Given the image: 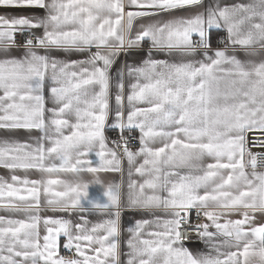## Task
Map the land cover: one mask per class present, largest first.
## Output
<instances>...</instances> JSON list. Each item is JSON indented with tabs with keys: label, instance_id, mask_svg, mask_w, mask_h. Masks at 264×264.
Wrapping results in <instances>:
<instances>
[{
	"label": "snow or ice",
	"instance_id": "6c2138e0",
	"mask_svg": "<svg viewBox=\"0 0 264 264\" xmlns=\"http://www.w3.org/2000/svg\"><path fill=\"white\" fill-rule=\"evenodd\" d=\"M0 7L44 12L0 15V168L12 181L0 178V199L8 198L0 264H121L123 210L155 217L128 229L127 264H251L254 256L264 264V222L254 223L257 213L264 217V172L256 170L264 153L248 147L249 132L264 133V60L229 54L241 48L264 56V0H0ZM213 29L225 33L222 47L213 48ZM17 33L29 35L18 43ZM132 50L146 58L114 69ZM174 53L179 60L154 58ZM77 54L85 58L70 59ZM125 77L134 81L127 93ZM106 127L119 133L113 147ZM20 133L29 139L14 138ZM123 163L122 194L120 184L97 174L122 173ZM29 170L76 178L16 174ZM92 184L101 189L95 196ZM42 209L79 212L83 223ZM85 213L107 219L89 228ZM17 214L24 218H11ZM62 236L69 255L60 254ZM196 239L207 253L184 246Z\"/></svg>",
	"mask_w": 264,
	"mask_h": 264
},
{
	"label": "crops",
	"instance_id": "0c3cea01",
	"mask_svg": "<svg viewBox=\"0 0 264 264\" xmlns=\"http://www.w3.org/2000/svg\"><path fill=\"white\" fill-rule=\"evenodd\" d=\"M209 2H210V0H204V3L206 5L209 4ZM214 2L221 4V5H224V4L231 5L233 3H248L249 0H214ZM43 14H44V12L41 9H13V8L0 7V15H4V16L29 15V16L39 17ZM32 31L37 35L42 34V29H34ZM18 34L19 33H17V35ZM27 34H29V33H24V35H27ZM224 35H225V33L222 31H218L215 29L212 30L211 42H212L213 48L222 47V45L220 46L218 43H219V39L221 37H223ZM194 39H196V37H194ZM132 51H133V54L130 56H126V55L122 54L121 57L119 58L117 64L114 65V69L117 67H122L125 63L132 64V65L139 64L142 62L143 59L146 58L140 54H137V50H132ZM146 51H148V45L147 44H145V46L139 50L140 53H143ZM246 53H247L246 49L238 48L235 53H233L231 51V49H229V54H235L242 61H247V60L251 59V60H255L256 62H260L261 60H264V56L249 57ZM19 54L20 53L18 50L13 51V55H19ZM57 55L59 56V54H57ZM60 58L65 59L66 57L60 56ZM84 58H85L84 56L79 55V54L73 55L70 57V59H74V60L75 59H84ZM154 58L179 60L180 56L176 53H174L172 57H165L163 55L157 54ZM0 59H4V57L0 56ZM112 75H113V77L115 76L114 70L112 72ZM124 82H125V92L127 93L130 91V84L134 81L128 77H125ZM112 92H113V98L110 101V105L112 107H114L115 106V101H114L115 89L114 88H113ZM45 95L47 96V91H46ZM46 107H51V105L47 104ZM109 122H111V118H110ZM115 132H118V131L112 130V129H109L106 127L105 134L108 138V146L109 147H113V145L111 143V135ZM252 132H260V131L254 130ZM249 133H251V132H249ZM133 134L138 136V131L134 132ZM39 135H40V133H38V132H33L31 134L32 137H36ZM5 136H6V133L4 132V130H0V138H4ZM14 138L20 139V140H28L29 135L27 133H20ZM32 143H35V141L32 140ZM89 159L93 160L94 166L96 164H98V162H99V158L96 157L94 154H92L89 157ZM206 162H211V161L209 160ZM122 167L125 169L124 172H122V173H120V172H101L97 175L102 179L108 180L109 182H115V183L120 184L121 185V191L123 194V193H126V191H127L126 185H127V181H128V176H127V171H126V169H127L126 163H123ZM247 171L250 172L251 168H248ZM257 171L258 172H264V170H257ZM16 174L22 178L27 177L28 179H42V180H47L49 178H52V179H63V180L71 181V180L76 178L75 174H73V173H53V174L49 175L47 173H40V172L35 171V170H29L27 172L17 171ZM10 176H11V173L8 170H6L4 168H0V178H3L4 180H7L9 183H11L12 181L10 180ZM80 178L87 180V181H91L94 179L93 175L89 174V173H81ZM132 179L141 180L142 178L133 174ZM56 190H59L58 187L56 188ZM89 191H90V194L95 196V195L99 194L101 189L98 185L92 184ZM7 199H8L7 197L0 199V215H8V213L2 207V205L7 202ZM156 212H157V215H159L161 217V220H163L164 218H167L165 216V210L158 209V210H156ZM42 215L50 216L53 218L67 219V220L71 221L73 224L83 223V220L80 219L81 214L79 212L69 213V212L60 211V210L53 211L51 209H42ZM84 215L86 216V218L88 220L87 226L89 228L91 227V225H93L95 223H100L104 219H107V217H105L103 215H98L95 213H85ZM11 218H24V217L17 214V215L12 216ZM231 218L237 219L239 217L233 216ZM143 219L155 220V217L153 215H151L150 213H145V212H137V211H132V210H123L122 211L121 218H120L121 235L119 237V250H120L121 264H127V260L129 259L128 253L130 252V249L127 247V241H128V239L131 238V233L128 232V229L134 228L136 222L138 220H143ZM203 222H205L204 219H203ZM221 222H224V221L222 220ZM262 222H264V217H261L260 214L257 213V219H256V221H254V223L259 225ZM147 229L149 231L155 230V224H151V225L147 226ZM43 234H44L43 225L41 224V235H43ZM65 242H66L65 238L62 236L60 238V248H59L60 253L62 250H64L63 244ZM184 246L186 248H188L191 252H193V254H196V255H200L202 253H207L209 251L208 246L202 240H199V239L184 242ZM250 262H251V264H259V257L258 256L250 257Z\"/></svg>",
	"mask_w": 264,
	"mask_h": 264
},
{
	"label": "built area",
	"instance_id": "2783aa9c",
	"mask_svg": "<svg viewBox=\"0 0 264 264\" xmlns=\"http://www.w3.org/2000/svg\"><path fill=\"white\" fill-rule=\"evenodd\" d=\"M28 35L29 34H27V35L18 34L16 36L17 42L18 43L21 42ZM125 135H127V133H125ZM132 135L137 136L133 133H132ZM117 139H119V133L115 132L111 135V143H112V141L117 140ZM261 141H264V133H261V132L248 133V147H249L251 152L256 153V154L264 153V147L261 146ZM137 146H138L137 141L133 140L132 141V147L135 149V148H137ZM256 170H264V156L258 157V166H257ZM196 211H197L196 209H193V210H191V213H190V218H191L193 224L196 223V221H197ZM200 222H203V216H201ZM186 235L195 236L196 233L195 232H189V233H186ZM188 241H190V240H185L184 242H188ZM60 254L61 255H69V253L65 249L62 250Z\"/></svg>",
	"mask_w": 264,
	"mask_h": 264
}]
</instances>
